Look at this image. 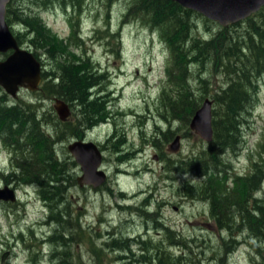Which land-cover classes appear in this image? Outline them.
<instances>
[{"label":"rangeland","instance_id":"rangeland-1","mask_svg":"<svg viewBox=\"0 0 264 264\" xmlns=\"http://www.w3.org/2000/svg\"><path fill=\"white\" fill-rule=\"evenodd\" d=\"M129 2L116 0L108 6L106 0H85L83 6L74 8L60 1L41 6L37 0L13 1L12 8L16 4L25 15L38 12L53 33L66 41L73 39L68 50L70 58L77 60L74 63L103 75L93 91L108 103L107 118L78 137L103 146L102 169L107 180L97 188L79 186L76 178L81 174L80 167L67 149L75 138L54 144L60 163L58 173L66 177L70 174L76 181L63 182L65 204L58 206L59 202L52 201V206L62 211L68 206L77 216L79 225L68 232L73 234L69 237L73 242L61 246L57 239L56 243L54 238L47 239L59 228L47 221L52 206L39 194L37 186L12 180L6 184L16 189L18 202H0V262L6 253L4 264H58L61 255L63 260L69 256L70 264H162L160 259L164 264H264V240L241 229L240 218L233 217L231 232L218 228L209 203L187 195L192 188L186 184L202 183L203 178L178 164L207 150V141L190 128V121L176 119L168 124L163 119L167 115L163 104L173 94L170 89L162 93L168 52L154 30L126 15ZM194 21L197 34L209 37L213 24H205L200 17ZM10 28L14 35L25 31L18 22ZM236 30L244 33L245 27L238 26ZM21 45L26 47L27 43ZM39 57L43 71H50L53 62L47 53L39 52ZM215 73L210 79L212 92L228 81L222 73ZM192 83L200 87L196 81ZM39 95L38 91L21 90L17 99L40 102L43 110L53 107L57 114L56 100L62 99ZM257 96L256 104L243 115L246 120H241V143L236 154H220L230 164L226 189L239 188V201L235 203L249 210L256 202L249 193L246 197L241 178L252 169L251 160H258L262 152L264 74L259 78ZM73 111L66 120L77 123ZM164 133H169L168 141ZM176 136L180 141L173 151ZM12 157L0 142L1 187L5 184L1 173L7 175L14 167ZM235 175L242 176L234 180ZM255 197H264V183ZM228 217L232 221V215ZM62 231L63 228L59 234ZM112 244L120 250L110 249Z\"/></svg>","mask_w":264,"mask_h":264},{"label":"trees","instance_id":"trees-1","mask_svg":"<svg viewBox=\"0 0 264 264\" xmlns=\"http://www.w3.org/2000/svg\"><path fill=\"white\" fill-rule=\"evenodd\" d=\"M13 1L7 4L6 22L9 26L18 22L25 29L22 34L14 35L16 40L20 45L27 43L26 48L38 60L39 52H45L53 62L50 71L45 72L42 68V82L37 90L39 96L62 99L74 110L73 114L78 119L77 123L62 121L53 107L43 110L40 102L33 104L10 99L0 88V142L12 152L11 163L14 164L9 174L1 173V178L5 184L13 180L21 185H35L51 206L55 200L61 206V203L65 204V195L61 190L63 182L76 181L73 176L66 177L58 173L60 163L53 147L58 141L79 139L78 136L107 118L105 105L108 103L102 96H97L98 91H93L99 86L96 81L103 75L98 74L96 69H82L80 64L74 63L77 60L70 58L68 50L73 39L69 37L66 41L53 33L38 12L25 15L17 10L16 4L12 8ZM56 1L79 8L85 0H37V4L41 6ZM114 1L106 0L108 6ZM126 15L154 30L167 49V78L162 93L170 89L173 94L165 99L163 106L167 115H163V119L168 124L176 119L187 123L205 98L212 101L213 138L207 142V150L178 164L203 178L202 183L186 184L192 188L187 195L209 203L211 216L217 221L218 228L231 232L230 225L235 224L233 217L237 216L241 220V229H247L256 238L264 240V197L260 200L253 198L264 183V140L261 142L262 152L258 153L260 160H251L252 169L245 177L238 175L244 181L246 197L249 193L256 202L252 210L235 203L239 201L236 194L239 188L231 191L226 189L224 183L229 174L226 170L230 169V164L225 163L220 155L226 151L236 154L241 143L243 115L248 114L258 100L259 78L264 74V6L246 19L227 26L172 0H131ZM195 17L202 18L205 24H213L208 31L209 37L197 34ZM238 26L245 27L244 33L236 30ZM215 72L222 73L228 81L226 86L212 92L210 79L212 74L217 75ZM193 81L200 87H196ZM169 133H164L166 141ZM238 178L235 175L234 180ZM63 211L57 206L50 208L47 221L59 227L55 230L57 235L61 228L65 229L64 225L74 230L79 225L77 216L68 206ZM231 215L232 221L228 219ZM55 236L47 239L53 240ZM65 241L67 239L62 240V243ZM108 247L113 250L121 248L116 244ZM160 263L164 264V261L160 259Z\"/></svg>","mask_w":264,"mask_h":264},{"label":"water","instance_id":"water-1","mask_svg":"<svg viewBox=\"0 0 264 264\" xmlns=\"http://www.w3.org/2000/svg\"><path fill=\"white\" fill-rule=\"evenodd\" d=\"M179 5L192 9L222 26L234 24L246 19L264 6V0H172ZM10 0H0V87L12 98L25 89L35 92L42 81V65L32 51L21 46L6 22V9ZM56 112L65 120L70 109L63 100H56ZM190 128L204 141L213 138L212 101L205 98L202 105L191 117ZM171 149L177 150L179 136L173 140ZM67 149L80 167L77 177L80 186L101 185L106 180L102 166L103 155L98 145L91 140L75 139L69 142ZM16 190L5 184L0 187V202H14ZM7 254H3V264Z\"/></svg>","mask_w":264,"mask_h":264},{"label":"flooded vegetation","instance_id":"flooded-vegetation-1","mask_svg":"<svg viewBox=\"0 0 264 264\" xmlns=\"http://www.w3.org/2000/svg\"><path fill=\"white\" fill-rule=\"evenodd\" d=\"M55 99V98H54ZM88 130H90V129H88ZM87 130V131H88ZM102 150H103V146L102 147H100ZM71 162V161H70ZM72 163V162H71ZM69 176H70V174H69ZM80 186V185H79ZM85 186V185H84ZM69 228H71V229H73V227H69ZM74 230V229H73ZM65 232V233H64ZM68 232H71V231H66L65 229H64V231H62V233H58V235H56L55 237H54V242L56 243V240L55 239H57L58 241H60V243H62V240H65V239H67V241H65L64 243H62V244H60L59 243V245H61V246H64L65 244H69V243H72L73 242V238L71 239H69L68 237H70L71 235H73V234H68ZM73 232V231H72ZM67 233V234H66ZM54 236V235H53ZM65 236H67V237H65ZM44 240H45V238H44ZM63 256L64 255H61L60 257H62V260L60 261V262H66L65 260H67V263L68 264H70L69 262H71L70 261V257L68 256V258L67 257H65V260H63ZM55 257H57V254H55ZM60 257H57V259H59ZM6 260V259H5ZM4 260V262H3V264L4 263H6V261ZM53 262V261H52Z\"/></svg>","mask_w":264,"mask_h":264},{"label":"bare ground","instance_id":"bare-ground-1","mask_svg":"<svg viewBox=\"0 0 264 264\" xmlns=\"http://www.w3.org/2000/svg\"><path fill=\"white\" fill-rule=\"evenodd\" d=\"M62 120V119H61ZM63 121V120H62ZM52 148V147H51ZM56 158V157H55ZM106 180H107V174H106ZM106 180H105V182H106ZM105 182H103V183H105ZM102 183V184H103ZM84 186V185H83ZM100 186V185H99ZM97 188V187H96ZM16 190V189H15ZM17 192V191H16ZM15 202H18V197H17V195H16V197H15V201L12 203V202H5V203H12V204H14ZM120 230V229H119ZM171 232V231H170ZM62 233V232H61ZM65 233V232H64ZM67 234V233H66ZM57 235V234H56ZM65 237H67V236H65ZM69 238V237H68ZM90 262V261H89Z\"/></svg>","mask_w":264,"mask_h":264}]
</instances>
